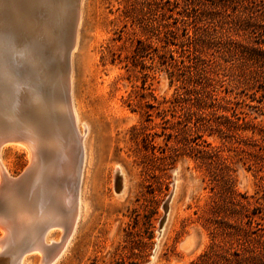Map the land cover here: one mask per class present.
Segmentation results:
<instances>
[{
	"label": "rangeland",
	"instance_id": "obj_1",
	"mask_svg": "<svg viewBox=\"0 0 264 264\" xmlns=\"http://www.w3.org/2000/svg\"><path fill=\"white\" fill-rule=\"evenodd\" d=\"M78 29L71 97L86 164L80 216L52 264L146 262L175 169L173 210L152 264H188L221 240L212 223L227 217L210 211L211 200L264 209V0H82ZM194 83L208 101L201 114L188 109L187 94L174 101ZM213 94L222 106L207 105ZM179 116L191 120L175 131ZM170 147L177 151L164 164L152 158ZM1 159L16 178L30 153L6 146ZM117 166L128 180L121 197ZM62 229L44 245L61 243ZM251 234L264 240V228ZM31 251L23 264H42L43 252Z\"/></svg>",
	"mask_w": 264,
	"mask_h": 264
},
{
	"label": "bare ground",
	"instance_id": "obj_2",
	"mask_svg": "<svg viewBox=\"0 0 264 264\" xmlns=\"http://www.w3.org/2000/svg\"><path fill=\"white\" fill-rule=\"evenodd\" d=\"M81 10L82 0H0V141L6 138L0 146V264H23L31 250L43 252L42 264H52L80 216L86 155L84 134L76 129L71 59ZM6 146L30 153L29 165L16 178L1 159ZM117 169L123 175L121 197L128 180ZM177 184L176 176L173 200ZM172 210L173 205L162 232ZM58 226L63 233L70 227L64 243L44 246Z\"/></svg>",
	"mask_w": 264,
	"mask_h": 264
},
{
	"label": "trees",
	"instance_id": "obj_3",
	"mask_svg": "<svg viewBox=\"0 0 264 264\" xmlns=\"http://www.w3.org/2000/svg\"><path fill=\"white\" fill-rule=\"evenodd\" d=\"M185 94L188 95L187 99L190 101V106L188 109L195 113L197 111L199 114L203 113L201 109L204 108L208 101L201 97L195 83L192 85L191 89H188V92H181L177 90L174 96V101H178V99H180L182 95ZM191 95L194 96L191 97ZM212 96H214L212 99L216 100L217 102L215 103L213 100V102L210 101L207 105L209 107L222 106L221 103H219L218 97L214 94ZM172 102L173 101H171V103ZM193 106L198 109L194 110L192 108ZM164 111H166V109H164ZM179 118L180 119H178L172 126V129H175V131L179 129L180 126H186L187 122L191 120L189 118L188 121L187 119L184 120L181 116H179ZM198 120L199 118L191 121L193 126L196 128L200 127ZM195 140L196 138L194 137L193 141L196 145H199L200 143H197ZM145 141L154 148V145L150 139L146 138ZM195 149L198 152H207L203 148L195 147ZM170 151L171 153L163 156L156 155L153 152L152 158L155 160H162L161 163L164 164L167 158H172L177 149L175 147H170ZM162 152L164 153L165 149L162 150ZM244 197L246 198V196ZM247 204L250 203L248 201L244 203L243 201L237 200L231 201L229 205L223 204L217 206L216 201L211 200L210 207L213 210L210 211L213 214L218 215L223 213V215L227 217V219L224 218L220 221L215 220L212 223L214 225L213 228L221 232L219 233L221 240L216 241L214 238H212L206 249H204L188 264H264V240L261 242H256L253 240V236L251 234L255 232L258 233L260 230H263L264 227H262L261 220H264V215L262 213L264 209L263 207L255 206L249 213V207L246 206ZM236 205H239V208L236 207ZM256 216L259 217V220H257ZM228 218L234 219L235 222H230ZM243 224H247V226L245 227Z\"/></svg>",
	"mask_w": 264,
	"mask_h": 264
},
{
	"label": "water",
	"instance_id": "obj_4",
	"mask_svg": "<svg viewBox=\"0 0 264 264\" xmlns=\"http://www.w3.org/2000/svg\"><path fill=\"white\" fill-rule=\"evenodd\" d=\"M14 136L18 137V135H14ZM5 140H6V138H4V139H2L0 141V146H2V144L4 143ZM116 175H117L116 192L119 193L123 189V175L119 171V169H116ZM176 176H177V169H175V173L173 175L172 189L170 190L169 195L166 197V199L162 203V216L160 218L158 229H157V236H156L157 240H156L155 245H154V247H153V249L151 251L149 259L146 262H144L143 264H152L154 259H155V257H156L157 249H158V246H159V239H160V236L162 235V229H163V226H164V224H165V222H166V220L168 218V215L170 213V210H171L173 202H174L173 195H174V187H175ZM2 182H3V179L1 181V183ZM1 183H0V186H1ZM69 231H70V227H67L66 230H65V233L63 235L62 242L58 243V244H52L49 247L55 249L56 247L62 245L64 243L65 238H66L65 235H67L69 233ZM44 246H47V245H44ZM52 257L51 258L49 257V259H52Z\"/></svg>",
	"mask_w": 264,
	"mask_h": 264
}]
</instances>
